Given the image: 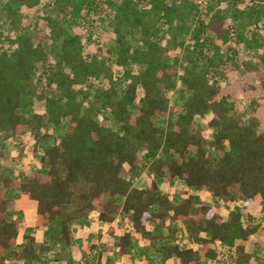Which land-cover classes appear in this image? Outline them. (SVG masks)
Instances as JSON below:
<instances>
[{
  "label": "trees",
  "instance_id": "1",
  "mask_svg": "<svg viewBox=\"0 0 264 264\" xmlns=\"http://www.w3.org/2000/svg\"><path fill=\"white\" fill-rule=\"evenodd\" d=\"M41 3L6 0L2 5L10 33L0 45V133L9 139L36 131L38 144L46 137L39 133L46 122L60 125L66 118L68 126L41 156L46 171L21 173L18 180L0 173V264L11 258L16 264H40L49 249L33 235L18 244L20 221L8 213L15 201L5 196V189L15 186L36 202L38 228L52 227L60 217L63 244L74 240L73 221L93 213L105 223L127 219L143 235L150 234V223L177 221L193 232L207 257L217 256L213 245L218 242L233 249L221 264H262L264 248L259 244L248 250L246 244L264 219L256 221L242 211L224 218L212 203L197 202L186 189L176 204L168 193H159L158 180L176 178L208 192L220 205L252 203L259 196L264 209V0H234L230 9L211 3L204 12L198 0H56L87 43L81 33L43 15ZM32 10H38L35 23L43 22L33 35L24 31ZM229 10L232 24L226 23ZM102 14L114 24L115 52L100 41ZM165 28L175 40L171 45L158 41ZM194 30L195 36L179 47L176 40ZM129 34L139 47L126 41ZM231 41L234 45L228 46ZM91 45L103 55L88 52ZM239 46L244 57H237ZM230 72L237 77L233 81ZM177 80L191 91L181 106L170 97ZM34 86L43 95V109L29 114L22 100ZM105 110L115 127L98 119ZM208 112L214 130L210 140L195 119ZM158 117L167 118L165 127L157 124ZM145 170L153 182L138 188L135 180ZM155 204L157 211L151 209ZM131 243L129 233L116 237L122 254ZM112 248L93 241L85 264H103V253ZM164 251L165 257H181L183 264L201 258L192 248Z\"/></svg>",
  "mask_w": 264,
  "mask_h": 264
},
{
  "label": "rangeland",
  "instance_id": "2",
  "mask_svg": "<svg viewBox=\"0 0 264 264\" xmlns=\"http://www.w3.org/2000/svg\"><path fill=\"white\" fill-rule=\"evenodd\" d=\"M6 0H0V45H4L6 44V40L4 39L5 34L10 33V27H9V19L6 15V12L3 10V3ZM56 0H42V3L40 5V9L43 15H48L51 16L54 19H57L60 21V23L62 25H64L66 28H68L71 32H79L82 34V41L83 43H87L88 42V38L83 34V31L76 26V24H74L73 19L69 18V17H64V11L60 10V6L58 4H55ZM234 0H224L222 5H219L216 0H198V4L200 6L201 11H206V8L211 4V3H215L216 7H227L229 8V4L230 2H232ZM109 8H106V10H108ZM38 10H32L31 11V16H32V20H31V24L27 25L24 27V31L30 33L31 35L38 33L42 28H43V22L41 20H38L39 24L37 25L36 22V14H37ZM226 23L228 24H232L233 23V15H232V11L229 10V12L227 13L226 16ZM98 26L101 29V37H100V41L102 43V46L104 48L110 49L113 52L116 51V49L119 47L118 44V40H117V35L114 31V24L110 21V19L106 16V14H102L99 18H98ZM207 32L212 33L211 30H207ZM262 36H264V31L261 32ZM196 34V31H192L189 35H186L184 38H180L179 40H176L177 43L179 44L180 47V43L184 40L185 42H188L192 37H194ZM216 39H218L216 37ZM49 40H46V42H48ZM126 41L131 44L133 47H139L140 44L137 42V40L134 39V37L129 34L126 38ZM158 41L165 44V45H171V43L175 42V40L168 35L167 33V29H163L158 37ZM229 45H234V42L231 41L228 43ZM236 45V44H235ZM88 52H92V53H96L97 55H103V52L97 50L93 45L91 46H87L86 47ZM227 49V48H226ZM228 50V49H227ZM227 52H230V50H228ZM261 53L264 54V47L260 50ZM246 54V52L242 49V47H238V55L237 57H244ZM68 71V70H66ZM36 74H34L33 79H35ZM230 80L233 81L235 80L237 77L235 75L234 72H230L229 74ZM121 87L122 85L117 84V89L119 91V94H121ZM191 93V91L183 84L181 83L179 80H177L176 86L174 87V90L171 92V103L177 106H181L183 105V103L185 102V100L187 99L188 95ZM23 111L27 112L29 114H33L35 110H40L43 109V102H44V98L43 95L40 94V92L37 90V88L34 86L30 89V91L28 93H26L23 96ZM212 117V113L208 112L205 116L200 117L197 116L195 119L197 122L201 123V125H203V127L205 128V133H206V137L207 139H212L213 138V134H214V130L212 128H210L208 126V121L210 120V118ZM99 120H103L105 119L107 121V123L111 126V127H115V122L113 120V117L111 115V113L108 110H105L103 113L99 114L98 116ZM167 122V118L166 117H158L157 119V124L161 127H165ZM68 126V120L66 118H64L62 120V123L60 125H53V124H46V126H44L43 129L40 130V132L42 134H44L46 137H50L51 141H53L54 143L56 141H58L61 137L62 134H64L66 128ZM48 132V133H47ZM30 139H32V137H30ZM30 150L31 147H30ZM7 156H9L10 161L7 160V162L11 163L13 165L14 168H21V166H16L15 167V163H19L18 161H16L13 156H11V154H8ZM6 156V157H7ZM5 158V157H3ZM20 159V158H19ZM21 160V159H20ZM25 160V161H24ZM23 162H22V166L26 167L29 166L32 162L37 163L38 164V160H37V156H36V160L35 158H24ZM5 162V161H4ZM29 169V168H28ZM15 191L14 188H9V192L13 193ZM189 191L191 193H197L198 191L193 190L192 188H189ZM21 192H19L20 194ZM22 194V193H21ZM23 196L27 197L26 195L22 194ZM29 199V198H28ZM34 201V200H33ZM218 205V204H217ZM221 206H224L223 209H221V213L224 217H228V214L231 211H242L246 217H252L253 219H255L256 221H260L261 219H264V209H263V201L262 199L257 196L254 201L252 203H248L246 201H227L225 203H223ZM217 207V206H216ZM21 209L18 210V212ZM23 211V210H22ZM27 212V211H26ZM23 218L24 221L27 219H29L28 221H30L31 219V212H27V214L23 211ZM77 220V219H76ZM75 220V221H76ZM84 219L77 221L75 223V228L80 231V236H78L77 240L72 244V245H67V244H63L60 240L57 234H59V229H60V217H57L56 219H53L51 221L52 224H57V226H52L51 229L49 230H45V229H38L36 227V225L34 224V220H33V224L32 226L28 227L27 231L34 233L37 241L39 244H44L47 245L49 247V249L44 250L43 251V262L40 264H85V256L89 253L88 251V247L90 246V243H92L93 241H98V243L100 242H109L112 243L113 238L109 237V236H104L105 234V230L107 229V226L104 224H100L99 226L94 223V221L90 222L87 224V228H85L83 225L82 230H80V225L79 222H82L83 224ZM102 225V226H101ZM86 233H90L95 231V233H92L93 235L89 236L88 238H86V243H88V246L86 248L83 247L82 244H84L85 242H83L81 240V237H85ZM100 232V233H97ZM28 234L25 233L24 236H21V243L24 242L26 240V236ZM31 235V234H30ZM83 239V238H82ZM264 225H262L258 231V233L247 242V249L248 250H252L255 246H260L259 247H263L264 245ZM85 243V244H86ZM223 255H228L229 257L232 256L233 254V249H229L226 248L222 251ZM263 254V252H261ZM104 258L102 259L103 262L105 261V264H124L122 262L119 263H110V262H106V255L107 253L104 254ZM225 259V258H224ZM261 263L264 264V257L261 258ZM17 262L14 259H9V261L7 262V264H16ZM18 263L20 264H28L27 261L24 260H19ZM128 263V262H127ZM251 264H257V263H251Z\"/></svg>",
  "mask_w": 264,
  "mask_h": 264
},
{
  "label": "crops",
  "instance_id": "3",
  "mask_svg": "<svg viewBox=\"0 0 264 264\" xmlns=\"http://www.w3.org/2000/svg\"><path fill=\"white\" fill-rule=\"evenodd\" d=\"M46 124L48 125L49 123L46 122L41 129H43L44 126H46ZM39 133L41 132L39 131ZM35 135H36V131L29 130L23 136H18L9 139H2L0 133V173L18 180L21 177V173L30 174L32 171L47 170L48 168L47 165L41 162V156L44 153L45 149L48 146L52 145L54 142L51 141L50 137H45L44 139H41L38 142V144H36ZM30 137H32V139H30ZM30 147L32 150H30ZM8 154H11V156L16 158L15 160L19 162V163H15V167L21 166V168L18 169L13 167V165L11 164L13 162L8 160L9 159V156H7ZM36 156H37V160L39 161L38 164L32 162L29 166L26 167L22 166V162L24 158H32V159L35 158L36 160ZM7 160L10 161L11 163L7 162ZM152 182H153V176L149 174L148 170H145L135 180V186L138 188H147L152 184ZM158 185L160 188L159 193H168L172 201L176 204L180 203L183 200L181 194L182 189H186L188 192H190L189 188L185 186L184 182L176 178L170 181L158 180ZM9 188H14L15 191L13 193L8 194ZM9 188L5 189V196L7 198L13 199L15 201V206L14 208H11L8 213L10 217L14 219H18L20 221V229H19V235L17 241L18 244H22L26 241L25 240L24 242L21 243V236H24L25 233H27L28 235L31 234L35 236L34 233L32 232L28 233L27 230L29 229L28 227L32 226L33 220H34V224L36 225V217H37L36 202L30 199L27 195H26L27 197L23 196L22 195L23 193L21 192L18 186L9 187ZM19 192H21L22 194L21 193L19 194ZM192 194L195 195L197 202L210 203V204L212 203L214 210L218 211L222 215L220 210L223 209L224 206H221L222 204L217 205L216 200L212 198L208 192H197V193L194 192ZM158 208L159 207L156 204L151 207L153 211H157ZM19 209L21 210L18 212ZM22 210L26 214L28 211L31 212L30 221H28L29 219H27V221L26 220L24 221ZM80 220L82 219H77L76 221L74 220L73 223L71 224V232L73 233L74 240L69 245H72L77 240L78 236H80L81 232L75 228V223ZM92 221H94V223H96L98 226L100 224L106 225L107 229L105 230L104 236H109L113 238L112 243L101 242L113 246L111 250H107L106 252L103 253L102 256L104 258L105 256L104 254L107 253L105 259L108 260V262L110 263L122 262L124 264H183V261L179 256L174 255L171 257H165L166 251L163 252V248L164 247L172 248L173 246H176L179 249L192 248L194 251L198 252L199 254L198 256H201L200 261L197 262L195 259H193L190 264H221L223 260L229 259V254L223 255L222 253V251L227 247L223 246L218 242H216L213 245V249L217 253V256L215 258L207 257L204 254V250L200 248L201 247L200 244L195 243L193 241V232L177 221H170L169 225L166 224L164 226L150 223L148 225V231L150 232V234L143 235V234H138L132 222L128 221L127 219L123 221L121 217L118 216L114 222L105 223L100 221L96 216V214L93 213L88 219H84L83 224L82 222H79L80 230H82L83 225H85L84 227L87 228V224ZM54 225L57 226V224H53V226ZM38 229L49 230L51 229V226L40 227ZM58 233L59 234L57 235L59 237L60 229ZM92 233H95V231L90 233L85 232L84 235L86 236L81 237V240L86 243V238L93 235ZM97 233L100 232L97 231ZM124 233H129L132 239V243L126 254H122L120 252L119 247L115 245L116 237ZM202 235L208 236L207 233H203ZM85 243L84 244L81 243L83 247L85 246L84 248L88 246V243L86 244ZM91 244L92 243H90V245ZM103 264H105V261L103 262ZM246 264H251V263H246Z\"/></svg>",
  "mask_w": 264,
  "mask_h": 264
}]
</instances>
